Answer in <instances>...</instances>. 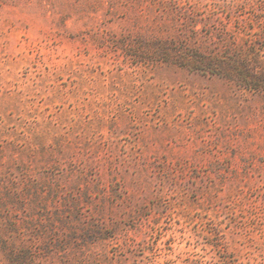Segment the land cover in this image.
<instances>
[{
	"label": "rangeland",
	"instance_id": "374dc122",
	"mask_svg": "<svg viewBox=\"0 0 264 264\" xmlns=\"http://www.w3.org/2000/svg\"><path fill=\"white\" fill-rule=\"evenodd\" d=\"M0 264H264V0H0Z\"/></svg>",
	"mask_w": 264,
	"mask_h": 264
}]
</instances>
